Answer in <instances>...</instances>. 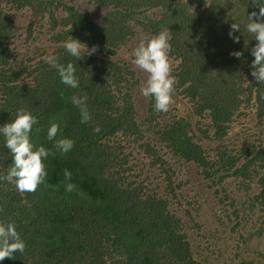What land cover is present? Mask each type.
I'll return each instance as SVG.
<instances>
[{"label": "trees", "instance_id": "16d2710c", "mask_svg": "<svg viewBox=\"0 0 264 264\" xmlns=\"http://www.w3.org/2000/svg\"><path fill=\"white\" fill-rule=\"evenodd\" d=\"M253 10L250 0H0V125L27 109L40 129L32 143L54 153L34 192L0 182V221H15L25 241L23 254L0 264H264L254 245L264 236V130L229 141L243 109H255L253 122L264 126V84L250 75L255 41L244 27ZM16 15L29 20L23 43ZM237 21L234 43L228 31ZM161 29L169 32L175 83L168 111L157 113L140 95L146 73L118 57L136 34ZM42 35L50 52L37 45ZM69 36L96 52L69 56L62 46ZM49 54L73 63L78 88L60 83L42 60ZM72 94L87 96L88 123H80ZM52 123L57 138L74 141L70 152L46 139ZM10 163L0 138V174ZM192 171L213 189L210 196L200 182L221 228L210 235L188 194ZM65 183L75 187L65 191Z\"/></svg>", "mask_w": 264, "mask_h": 264}, {"label": "clouds", "instance_id": "9594fccd", "mask_svg": "<svg viewBox=\"0 0 264 264\" xmlns=\"http://www.w3.org/2000/svg\"><path fill=\"white\" fill-rule=\"evenodd\" d=\"M252 6L258 8L246 15L245 30L252 37L255 44L249 49L253 57L250 64V75L258 84H264V0H250ZM235 32L241 33V24L232 22L229 25L228 37L234 43L239 42ZM168 29H161L154 35L142 38L132 52V64L146 73V79L140 87V95L151 98L153 110L157 113L167 112L172 102L174 77L170 74L169 53L171 45ZM64 51L76 60L96 52V46L88 47L80 40L69 36L62 42ZM229 55L239 58L241 51H230ZM45 64L54 68L59 76L60 83L66 88L79 87V79L73 63H59L54 54L44 55ZM70 103L79 110L81 124H86L91 119L87 108V96L72 94ZM38 118L25 108H17L15 114L11 113L9 121L0 125V138L3 147L10 153V166L7 172L0 174V182H11L18 193L34 192L38 185L45 181L47 175L46 161L52 154L43 145L34 146L31 133L40 131ZM60 126L52 123L46 130V139L52 142V148L60 154H66L73 148L74 141L69 137L57 138ZM93 131H99L94 128ZM64 176L70 178L71 173L65 169ZM75 185L65 183V191H72ZM25 241L17 231L15 221H0V262L5 258L13 259L16 254H23Z\"/></svg>", "mask_w": 264, "mask_h": 264}, {"label": "rangeland", "instance_id": "374dc122", "mask_svg": "<svg viewBox=\"0 0 264 264\" xmlns=\"http://www.w3.org/2000/svg\"><path fill=\"white\" fill-rule=\"evenodd\" d=\"M15 18H16L17 36H20L18 42L23 43L25 39L22 36H25V34H26V29L28 28L29 20H26L27 15H26V17H18L16 15ZM142 38H145L143 33L136 34L132 39L129 40V42L127 43V45L125 47H122L118 58L121 61H130L131 62L133 59V56H132L133 49L137 46V44L139 43V41ZM45 39H46V37L44 35H42L41 39H39V42L37 43V45L41 44V46L44 47L43 51L50 52L51 51L50 44H48L47 40L45 41ZM42 42L44 44H42ZM15 43L10 44V47L13 50H15L16 47H19V44H17V46H16ZM20 48H21V46H20ZM21 58H23V56ZM173 63L174 62L172 60H169L170 68L173 66ZM146 75H144V79H146ZM143 113H145L147 115L146 111H143ZM233 118H235V120H234V122H232V130L229 133V141H231L235 144H239L242 142V140L240 139L241 137L249 138L248 140H252L254 133H260L261 128L264 130V126H258V125H256V123L253 122V120L255 118V109H252V108L243 109V110L237 112ZM250 120H251V123H249ZM184 170H185V167L183 168V171ZM184 174L189 176V172L184 173ZM201 181L206 184V186L209 190L208 192L211 196L213 189L208 186V184H210V181L202 179L201 176H195L194 171H192V179H190L189 186L187 188L192 189V191H190V192L188 191V194L191 196V198L195 199V197H196L197 200L200 202L199 205L201 204V206H202L200 208L201 216L199 218H197V221L201 222L200 227L202 228V231H203L202 233H205V234L207 233L210 235V231L216 230V229H214L216 227L220 228V225H219V222H217L216 218L212 216V213H210V211L207 210L205 207L204 196L202 195V191L204 189L200 186ZM194 195H195V197H194ZM193 215L196 216V214H193ZM206 230H208V231L206 232ZM219 231H218V235L221 236L222 235L221 230H219ZM227 231L230 232L229 229ZM209 239H210V237H209ZM228 240L233 241L229 237H228ZM211 241L214 242L213 239ZM260 241H261V244H260ZM230 243L233 246L236 242H230ZM257 243L261 247L260 248V250L262 251L261 257L264 258V236H262L259 241H254V245ZM232 253H233V251H231L230 253H228L225 256H231ZM248 257L249 256H247L246 258H248ZM253 257L256 258L259 256L253 255ZM240 259H242V257H240L238 260H240Z\"/></svg>", "mask_w": 264, "mask_h": 264}]
</instances>
